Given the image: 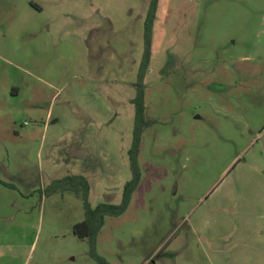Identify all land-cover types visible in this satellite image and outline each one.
<instances>
[{"label": "rangeland", "instance_id": "obj_1", "mask_svg": "<svg viewBox=\"0 0 264 264\" xmlns=\"http://www.w3.org/2000/svg\"><path fill=\"white\" fill-rule=\"evenodd\" d=\"M150 0H0V264H98L119 203ZM140 182L109 264H264V0H159Z\"/></svg>", "mask_w": 264, "mask_h": 264}, {"label": "trees", "instance_id": "obj_2", "mask_svg": "<svg viewBox=\"0 0 264 264\" xmlns=\"http://www.w3.org/2000/svg\"><path fill=\"white\" fill-rule=\"evenodd\" d=\"M159 0H150L143 22V40H142V56L139 61L138 73L136 76V91L131 103L134 106V125L132 129L131 146L127 149L130 179L123 184L122 199L119 203L110 204L109 202H100L93 208L88 203V181L83 176L69 175L53 183L57 186L65 182L64 189H71L74 193L82 197V205L84 208V217L81 221L73 226V233L78 238H86L90 246V255L98 264H109L105 259L97 255L95 251L96 237L103 225L106 216L116 217L124 212L132 193L140 182L141 174L139 170L138 154L141 145V136L143 130L151 124L145 116V88L143 77L146 75L151 58V40L152 27L156 16V8Z\"/></svg>", "mask_w": 264, "mask_h": 264}]
</instances>
